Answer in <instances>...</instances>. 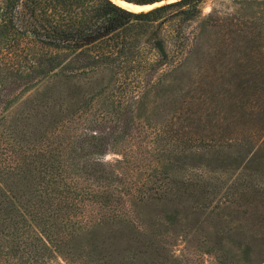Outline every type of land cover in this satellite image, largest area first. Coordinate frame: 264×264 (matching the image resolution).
<instances>
[{
	"label": "trees",
	"instance_id": "obj_1",
	"mask_svg": "<svg viewBox=\"0 0 264 264\" xmlns=\"http://www.w3.org/2000/svg\"><path fill=\"white\" fill-rule=\"evenodd\" d=\"M203 1L174 0L133 11L113 0H0V264H46L69 253L74 260L83 251L94 263L160 264L163 248L139 262H133L137 254H127L134 225L120 216L119 205L123 192L133 195L134 188L140 193L135 204L174 201L192 214L214 215L211 247L243 248L240 254L222 252V264H249L256 253L262 256L251 264H264V142L248 157L240 147L249 146L248 137L238 138L226 124L223 131L211 127L213 117L254 113L240 96L220 97L232 75L226 79L222 73L213 81L215 91L202 89L187 100L181 113L187 126H163L170 139L186 128L201 129L199 138L187 135L172 143L175 157L208 167L214 150L219 165L239 171L225 191L226 212L213 205L204 178H176L164 166L159 185L142 189L136 180L127 186L119 172L134 162L130 148H119L130 134L133 101L138 92L187 68L197 44L196 31L188 28L202 16ZM244 33L257 43L247 25ZM252 65L258 71L243 80L255 92L260 81L264 91V63ZM27 87L34 91L17 102L16 90ZM207 98L217 105L212 108ZM223 99L232 103L222 106ZM238 147L246 165L240 156L227 161ZM111 152L122 158L104 161ZM179 212H171L176 222Z\"/></svg>",
	"mask_w": 264,
	"mask_h": 264
},
{
	"label": "rangeland",
	"instance_id": "obj_2",
	"mask_svg": "<svg viewBox=\"0 0 264 264\" xmlns=\"http://www.w3.org/2000/svg\"><path fill=\"white\" fill-rule=\"evenodd\" d=\"M201 8L202 16L188 28V32L190 29L196 31L197 44L187 68L163 78V84L150 85L136 95L138 99L136 102L133 101L136 111L132 118L130 134L124 138L123 143L119 146L120 150L123 151L130 148L129 157L134 162L129 166L132 169L126 171L120 168L119 172L122 173V180L127 186L136 180V185L142 189L159 185L163 177L164 166L169 167L176 178L186 179L183 177L187 174L204 178L205 181L202 185L204 191L208 186L210 192L207 193L213 198V205L221 204L224 207L222 209V213H224L228 210L226 206L230 204L228 202L230 198L225 196V191L229 184L236 180L239 171H231L232 165L228 169L226 166L219 165L222 159L217 155L214 156L216 154L214 150L209 152L208 158L210 159L208 161L212 163L208 167L204 165L205 161L200 163V167H193L195 161L187 163L183 161V158L175 157L170 150L172 143L181 142L182 138L187 135L199 138L200 133L197 131L201 129L186 128L185 134L179 133V136L176 135L170 139L171 135L167 134L166 131L163 132V126L168 125V127L173 128L179 125L187 126L188 121L185 119V114H181L187 108L185 107L187 100L194 96L198 98L202 89L206 91L202 93L207 94L210 91H215L218 85L213 86V81L215 82L224 73L226 79L230 78L231 75L233 77H231L232 82L230 80L227 83L224 82V88L220 87L222 89L220 97L234 100L236 96H240L245 100L244 105L252 107L251 112L254 113L235 118H225L222 115L213 117L211 118L212 129L223 131L222 127L226 124L230 130L234 131L235 136H239L238 138L247 141L246 138L248 137L249 146L240 145L241 154L248 157L252 156L256 149L263 144L264 117L258 115V113H264L263 85L259 81V88L255 92L252 84L243 79L258 71L252 65L253 63H264V0H204ZM209 15H212L211 18ZM205 20H208L209 24L206 25ZM246 25L257 36V43L247 39V35L244 33ZM155 79L157 80V77ZM210 82H212L213 88L209 86ZM218 82L217 84H219ZM29 88L16 90L17 102L34 91V87L33 89ZM206 101L210 103L212 108L217 105V102L211 103L208 98ZM223 102L222 106L226 103H232L227 99H223ZM203 121L205 120L200 119L199 123H203ZM170 133L172 134V132ZM248 149L251 150L249 154H247ZM238 151L239 147L237 150H230L232 157L227 158V161L241 157ZM117 158H122L121 153L111 152L104 157V161L114 162ZM169 159L170 161H168ZM240 159L241 162L248 160L247 157ZM125 165L123 164V166ZM213 167L217 168V171H212ZM132 190L135 191L133 195L123 192L122 201L125 202L121 203L119 207H122L120 216L126 220H131L137 228L135 229L133 226L131 235L133 238L129 243L130 248H127V254L131 252H133L132 255L137 254L133 262L148 259L145 253H154L156 248V251L163 248V251L157 253L160 264H222L221 262L224 260L220 255L222 252H226L227 255L232 251L241 253L243 248L211 247L210 236L216 231L214 219L212 224L214 215L192 214L189 210L178 207L174 201L165 204L153 199L150 204L145 202L135 204L136 196L140 193L137 194L135 188ZM183 203L187 204V202ZM174 209L180 211V214L177 215V222L172 219L171 212ZM221 220H225V217H222ZM154 235L159 236L157 241L151 240ZM70 249L72 250V248ZM85 249L86 251L89 250V248ZM133 249L134 251H132ZM259 249L262 250V248ZM70 254L66 256H70ZM253 256L251 263L259 260L262 254L256 253ZM65 257L57 259L53 257L48 259L46 264H71L73 262V264H101L100 262L103 261L90 262L85 251H83L82 257H75L74 260ZM238 264L246 263L241 260Z\"/></svg>",
	"mask_w": 264,
	"mask_h": 264
},
{
	"label": "bare ground",
	"instance_id": "obj_3",
	"mask_svg": "<svg viewBox=\"0 0 264 264\" xmlns=\"http://www.w3.org/2000/svg\"><path fill=\"white\" fill-rule=\"evenodd\" d=\"M114 2H116L117 4L121 5L122 7H125L129 10H133V11H141V10H149L157 5L163 4L165 2H169L172 0H165L162 2H157L154 4H147V5H139V4H135V3H130L124 0H113Z\"/></svg>",
	"mask_w": 264,
	"mask_h": 264
},
{
	"label": "water",
	"instance_id": "obj_4",
	"mask_svg": "<svg viewBox=\"0 0 264 264\" xmlns=\"http://www.w3.org/2000/svg\"><path fill=\"white\" fill-rule=\"evenodd\" d=\"M169 2H171V1H169ZM116 3V2H115ZM166 3V2H165ZM161 5V4H160ZM156 7V6H155Z\"/></svg>",
	"mask_w": 264,
	"mask_h": 264
}]
</instances>
